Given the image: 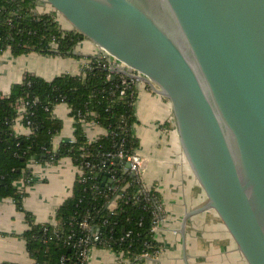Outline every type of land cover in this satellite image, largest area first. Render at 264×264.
Segmentation results:
<instances>
[{
  "label": "water",
  "instance_id": "water-1",
  "mask_svg": "<svg viewBox=\"0 0 264 264\" xmlns=\"http://www.w3.org/2000/svg\"><path fill=\"white\" fill-rule=\"evenodd\" d=\"M42 1L170 102L206 198L187 218L214 212L264 264V0Z\"/></svg>",
  "mask_w": 264,
  "mask_h": 264
},
{
  "label": "trees",
  "instance_id": "trees-1",
  "mask_svg": "<svg viewBox=\"0 0 264 264\" xmlns=\"http://www.w3.org/2000/svg\"><path fill=\"white\" fill-rule=\"evenodd\" d=\"M36 2L0 0V55L10 51L15 56H74L85 37L64 29L55 12H36ZM85 73V77L61 74L52 81L28 74L0 97V201L12 200L25 214L29 228L23 238L32 264H86L81 253L94 244L122 254L131 263L161 251L152 230L160 195L154 190L145 193L139 177L125 174L120 162L108 156L120 151L129 155L140 146L133 132L138 89L132 83L124 85L123 75L105 69L98 58L92 59ZM21 100L29 103L23 113L17 110ZM60 104L71 110L74 133L73 139L55 148V139L64 129L54 116ZM19 119L25 133L15 130ZM90 123L106 131L96 142H90L84 130ZM65 158H71L82 173L76 177L72 195L59 207L55 224H37L24 208L27 186L34 183L30 164L57 165ZM112 161L118 164L112 166ZM85 220L90 230L82 228ZM92 229L102 244L93 242Z\"/></svg>",
  "mask_w": 264,
  "mask_h": 264
},
{
  "label": "crops",
  "instance_id": "crops-1",
  "mask_svg": "<svg viewBox=\"0 0 264 264\" xmlns=\"http://www.w3.org/2000/svg\"><path fill=\"white\" fill-rule=\"evenodd\" d=\"M42 7L37 6L39 14L43 13ZM101 54L86 39L76 46L74 56H15L6 51L0 55V96H7L11 87L22 83L28 74L48 81L61 74L79 76ZM135 109L137 123L133 132L140 142L137 152L142 158V181L160 195L163 203L165 221L155 232L161 251L155 258L131 263L108 248L94 246L88 264H246L214 212L187 218L206 203V198L186 160L170 102L143 82L138 87ZM70 112L66 104L54 109V116L64 124L55 139V148L63 140L73 139L75 121ZM15 130L26 132L21 125ZM84 130L90 142L106 134L93 123L85 125ZM30 167L34 183L27 186L24 208L37 224H55L59 207L72 195L79 170L71 158L49 166L31 162ZM28 228L25 214L12 200L0 201V264L33 263L23 238Z\"/></svg>",
  "mask_w": 264,
  "mask_h": 264
},
{
  "label": "built area",
  "instance_id": "built-area-1",
  "mask_svg": "<svg viewBox=\"0 0 264 264\" xmlns=\"http://www.w3.org/2000/svg\"><path fill=\"white\" fill-rule=\"evenodd\" d=\"M36 3H37V6H38V0H37ZM36 12H37V7H36ZM98 59L101 60L102 66L105 67V69L110 70L111 73H113V74L114 73H116V74L117 73L118 74H122L123 75V84L124 85H127L129 83L130 84L132 83V85H135L137 87V89H138L139 85L141 83H143V81H141L139 79L138 74L136 73V71L132 70L126 64L118 61L117 59H115V58H113L111 56H108L106 53H102L98 57ZM90 64L91 63H89L85 69H87ZM85 69L83 70V72L79 76H81V77H85L86 76ZM108 78L110 79L111 76L109 75ZM125 90L126 89H124L121 92V95H124L125 94ZM0 97H2V96H0ZM27 104H29V103L26 102L25 100L19 101L17 103V110H18V112L19 113H23L25 111V109H26ZM21 120L22 119L17 120L15 127L20 126V125L22 126ZM108 156H109V158H111V159H117L116 161L120 162V165L119 166L124 171L125 174H131L132 176H138L140 183H142L143 191L145 193L152 192L151 189H148L143 184V181H142V173H143L142 158L138 154L137 150H135L132 154H129V155H125L124 154V151H120L116 155H108ZM116 161L115 162L112 161L111 162V165L112 166H116L118 164ZM127 164H129V165H127ZM88 166H90V164H88ZM103 167H106V164H104ZM79 173L80 174L82 173V170L81 169H79ZM110 179L113 182L115 180V176L112 175L110 177ZM105 180L107 182L108 181V178H106ZM122 190H124V188H122ZM112 203H113V201L111 202V205H112ZM164 221H165V214H164V211H163V203H162V201H159V200L156 199V219L154 221V225H153V229H152L153 232H154V234H155V232L157 231V229L161 226V224ZM81 226H82V228L84 230H90L91 229V226H90V224H89V222L87 220H85L82 223ZM71 238L72 237L70 236V239ZM92 240L95 243L96 242L99 243V244H102L103 243V241L100 239V236L98 235V233L94 229H92ZM81 243H83V242H81ZM87 243H88V241L86 240L85 241V244H87ZM94 246H96V245L94 244ZM75 247H76V245H75ZM93 247H89L88 249L83 250L82 253H81V259L86 264H88L90 250ZM119 255H121V257L123 258V255L122 254H119ZM142 258L145 259V260H149V259H152V258H155V257H151L148 254H144L142 256Z\"/></svg>",
  "mask_w": 264,
  "mask_h": 264
},
{
  "label": "rangeland",
  "instance_id": "rangeland-1",
  "mask_svg": "<svg viewBox=\"0 0 264 264\" xmlns=\"http://www.w3.org/2000/svg\"><path fill=\"white\" fill-rule=\"evenodd\" d=\"M39 4H42V8H43V13H46V12H51V11H53L52 9H51V7L50 6H48V5H46L42 0H38V5ZM56 13V12H55ZM56 20L58 21V23L63 27V28H70V26H69V24L66 22V20L63 18V17H61L60 15H58L57 13H56ZM140 148V146L137 148V150ZM42 165V164H41ZM44 165V164H43ZM45 166H49V164H45Z\"/></svg>",
  "mask_w": 264,
  "mask_h": 264
},
{
  "label": "flooded vegetation",
  "instance_id": "flooded-vegetation-1",
  "mask_svg": "<svg viewBox=\"0 0 264 264\" xmlns=\"http://www.w3.org/2000/svg\"><path fill=\"white\" fill-rule=\"evenodd\" d=\"M146 1V3L150 6L151 5V1L150 0H144Z\"/></svg>",
  "mask_w": 264,
  "mask_h": 264
}]
</instances>
